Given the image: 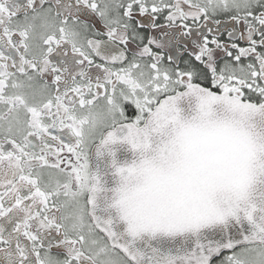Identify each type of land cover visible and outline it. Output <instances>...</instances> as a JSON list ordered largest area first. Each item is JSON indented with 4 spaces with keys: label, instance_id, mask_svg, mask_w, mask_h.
Returning a JSON list of instances; mask_svg holds the SVG:
<instances>
[{
    "label": "snow or ice",
    "instance_id": "snow-or-ice-1",
    "mask_svg": "<svg viewBox=\"0 0 264 264\" xmlns=\"http://www.w3.org/2000/svg\"><path fill=\"white\" fill-rule=\"evenodd\" d=\"M216 257L264 264V0H0V264Z\"/></svg>",
    "mask_w": 264,
    "mask_h": 264
},
{
    "label": "flooded vegetation",
    "instance_id": "flooded-vegetation-1",
    "mask_svg": "<svg viewBox=\"0 0 264 264\" xmlns=\"http://www.w3.org/2000/svg\"><path fill=\"white\" fill-rule=\"evenodd\" d=\"M137 18L138 19H143V20H145V22H147V17H137ZM214 19L221 20L222 24L219 26V33L217 34L216 26L214 24H212V23H209V27L213 28V33L209 34L207 32V29L204 30V33L209 36L210 40L212 39L213 35H216V38L222 43H225V44H228V45H231L232 43H236V44H238L241 47H246L247 46L246 42L243 41V40H240L238 36L236 38H234V39H229L228 31H230L231 28L234 25L231 22H229V19H228L227 16L219 15L217 17H214ZM157 22L158 23H164L163 17L161 16L160 19ZM235 27L240 28L241 26L235 25ZM145 34L147 35L148 33L145 32ZM155 35H157L159 37L160 33L156 32ZM197 38L198 37H196V35L194 33V35H193V37L191 39H197ZM191 39L190 38H184V40L187 43V46H188L189 49H192V47H193V45L191 44ZM210 46H212V45H210ZM133 47H135V45H133ZM183 49H184V45L181 44V45H179V49L178 50L176 48H171L170 53L166 52L165 55L167 56L168 54H172L173 56H175L178 59V61L180 63V66L184 67L185 66V61H190L193 58L190 57L188 52L184 51ZM154 50H156V49H154ZM230 50H232L233 53L235 54V51H236L235 49H230ZM258 50H260V49H258ZM216 56H217V61H218L219 64H223V62L225 60L229 59L226 55H224L222 50H217ZM247 62H248V60H242V63H247ZM132 114H133V112L130 111L129 115H132ZM51 254L54 257H57L59 259H64V253L61 250H57V249L53 248ZM220 259H222V257L214 258L213 264H218Z\"/></svg>",
    "mask_w": 264,
    "mask_h": 264
}]
</instances>
